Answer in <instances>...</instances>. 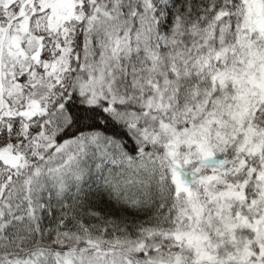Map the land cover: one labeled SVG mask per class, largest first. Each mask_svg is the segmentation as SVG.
<instances>
[{"label": "snow or ice", "instance_id": "obj_1", "mask_svg": "<svg viewBox=\"0 0 264 264\" xmlns=\"http://www.w3.org/2000/svg\"><path fill=\"white\" fill-rule=\"evenodd\" d=\"M0 264H264V0H0Z\"/></svg>", "mask_w": 264, "mask_h": 264}]
</instances>
